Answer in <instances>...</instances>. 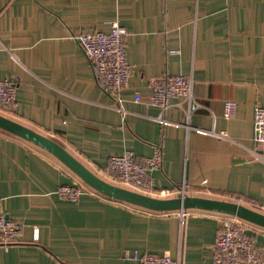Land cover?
I'll return each instance as SVG.
<instances>
[{"label":"crops","instance_id":"0c3cea01","mask_svg":"<svg viewBox=\"0 0 264 264\" xmlns=\"http://www.w3.org/2000/svg\"><path fill=\"white\" fill-rule=\"evenodd\" d=\"M115 21L128 30L132 65L119 102L77 39L109 32ZM166 75L190 77L192 94L171 100L164 124L148 99ZM0 79L17 84L16 102L0 113L56 139L103 179L126 187L106 171L109 157L151 156L161 147L156 189L186 184V195L241 196L264 212V154L255 142V109L264 105V0H0ZM229 99L238 104L232 118L224 116ZM65 184L85 193L62 197ZM0 208L21 225L19 241L0 246V264H139L134 252L213 264L228 216L101 198L53 154L1 128ZM246 231L264 243V227L248 222Z\"/></svg>","mask_w":264,"mask_h":264},{"label":"built area","instance_id":"2783aa9c","mask_svg":"<svg viewBox=\"0 0 264 264\" xmlns=\"http://www.w3.org/2000/svg\"><path fill=\"white\" fill-rule=\"evenodd\" d=\"M128 30L119 21L113 23L109 32L86 31L77 34L86 55L92 62L101 85L109 91L116 101H121V91L130 83L132 65L127 57ZM192 79L185 75L163 76L152 83V93L148 103L160 109L155 118L160 123H169L165 111L172 104L171 100L177 96L191 97ZM17 84L12 79H0V105L10 107L16 102ZM137 101L142 99L136 93ZM238 104L234 100H226L224 116L232 118L237 113ZM200 131H204L201 129ZM220 137H227V133H216ZM255 142L264 154V105L255 109ZM256 155L262 157V154ZM263 158V157H262ZM163 151L156 147L153 155L137 157L133 151L126 150L119 155H112L108 159L106 171L118 184L130 189L150 195L163 197L185 196L188 191L186 184L179 187L156 189L152 173L161 168ZM58 194L72 200H78L85 193L79 184H65L58 188ZM93 194L114 199L93 188ZM122 201V200H118ZM234 201L247 205L248 199L238 196ZM190 209L180 210L182 216L187 215ZM248 222L236 215L228 214L222 226L218 229L214 245L213 264H264V243L259 244L246 231ZM21 225L10 218L0 208V246L9 247L19 241L18 235ZM132 257L139 264H183L182 257H173L170 254L134 252Z\"/></svg>","mask_w":264,"mask_h":264},{"label":"water","instance_id":"95a60500","mask_svg":"<svg viewBox=\"0 0 264 264\" xmlns=\"http://www.w3.org/2000/svg\"><path fill=\"white\" fill-rule=\"evenodd\" d=\"M0 128L53 154L85 183L101 193L154 211L204 209L236 215L264 227V212L245 204L201 195L159 197L111 183L85 165L56 139L0 113Z\"/></svg>","mask_w":264,"mask_h":264},{"label":"rangeland","instance_id":"374dc122","mask_svg":"<svg viewBox=\"0 0 264 264\" xmlns=\"http://www.w3.org/2000/svg\"><path fill=\"white\" fill-rule=\"evenodd\" d=\"M154 196H158V195H154ZM159 197H163V196H159Z\"/></svg>","mask_w":264,"mask_h":264}]
</instances>
